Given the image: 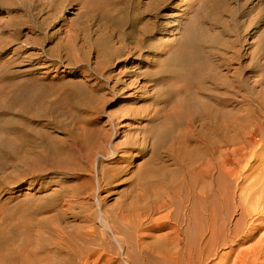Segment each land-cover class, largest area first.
I'll return each instance as SVG.
<instances>
[{"label":"bare ground","instance_id":"obj_1","mask_svg":"<svg viewBox=\"0 0 264 264\" xmlns=\"http://www.w3.org/2000/svg\"><path fill=\"white\" fill-rule=\"evenodd\" d=\"M183 1H83L76 24L93 22L105 31L79 58L90 64V92L108 94L105 86L115 80L110 88L119 94L120 79L108 68L145 57L151 70L124 76H142L153 92L126 104L117 130L112 118L103 121L100 100H80L69 120L67 147L45 144L38 151L41 174L74 182L65 187L59 181L56 195L65 203L1 208L0 264H75L89 253H99V260L100 251L114 244L132 256L130 237L140 254L132 264H264V38L263 52L259 45L242 54L235 25L256 5L229 12L224 8L230 0ZM69 2L0 0V9L13 13L0 32H11L14 41L23 27L40 33L63 21L60 12ZM224 12L232 15V29L222 30L229 42L209 32ZM257 14L240 24L254 25L264 9ZM174 20L177 34L165 40ZM247 28L243 35L252 36L256 27ZM256 71L250 84L247 75ZM13 98L11 109H26L18 93ZM16 116L0 123H12L6 128L13 131L10 140L0 135V168L3 157L16 153L11 140L29 143L21 127L34 116ZM115 194L118 202L106 205ZM52 210L57 217L66 212L79 226H51L35 216Z\"/></svg>","mask_w":264,"mask_h":264},{"label":"rangeland","instance_id":"obj_2","mask_svg":"<svg viewBox=\"0 0 264 264\" xmlns=\"http://www.w3.org/2000/svg\"><path fill=\"white\" fill-rule=\"evenodd\" d=\"M83 1L86 0H70L60 12V19L63 21L45 27L40 33L31 32L28 27H23L17 36L18 39L14 41L11 32H0V123L10 121L17 117L16 115L34 116V120L30 124L24 125L21 122L23 126L21 129L29 135V143L14 139L10 141L14 148L6 147L8 149L6 151L11 149L16 153L12 154L13 156L3 157L5 166L0 168V209L13 207L17 204L33 208L37 205L65 203V201L59 200L56 195L60 187L59 181H62L65 187L74 184V182L60 174L51 172L45 175L41 174L39 167L43 165L44 159L39 156L38 151L45 144L53 145L55 148L67 147L72 133H70L69 120H71V114L77 111V104L82 98L90 97L95 103L100 100L103 121L112 118L116 122L117 130L119 121H122L121 117L126 112V104L134 103L133 100L136 101L137 98L141 100L153 92L152 89L147 91L149 83L142 80V76H124L125 71H138L139 68L141 71L151 70L152 66H146L148 57L135 61L130 60L125 66L115 65V67L108 68V74L120 79L118 84L120 91L117 92L119 94L116 95V92L110 88L115 80L105 86L108 94L99 95L100 93H96L98 95L96 96L90 92L88 83H92V81H88L89 76L86 75L90 64L80 62L79 58L82 55H89L88 42L101 38L105 31L93 22L82 21L76 24V20L83 11ZM183 2L191 5L194 0H184ZM244 3H247L248 7L254 4L256 7L247 13L248 15L235 20L236 27L238 23L240 25L236 29L240 35L238 48L242 49L243 54L253 51L261 45L260 52H263L264 17L259 15L256 23L252 25L256 27L251 31H255L252 36L243 35L242 30L247 27L246 24L241 25L240 23L246 18H254L258 16L257 13L263 12L264 0H230L224 9L232 12V10L241 9V4ZM229 12L220 14L221 17L219 20L217 19L220 26L209 31L212 33L210 35L217 36L220 42H229L232 38L222 31L224 27L232 29V15ZM12 14L0 9V24L8 21ZM172 14H177V12L174 11ZM188 18L189 16L182 21H187ZM172 24L171 34L167 33L164 36L165 40L172 41L174 35L177 34L178 21L174 20ZM252 26L247 29H251ZM255 40L256 42H254ZM36 43H39L40 46L43 45L44 49H33ZM19 46L21 49L14 51ZM90 60H94L92 55H90ZM248 62H250L249 57L243 59L242 63ZM257 73L258 71L247 75L250 84L257 78ZM13 93H18L21 98L27 101L26 109L10 108L14 100ZM139 104L141 102L137 105ZM145 104L148 105L151 102L144 103V106H146ZM10 124H7L6 127L9 128ZM6 127L0 125V135L10 140L13 137V131ZM120 140L121 138H117L112 142ZM123 190L124 186L119 187V192ZM118 200L119 195L115 194L106 201V205L114 206ZM58 213L59 217L55 215L57 213L54 210L35 216L39 218L40 222L48 219L51 226L61 224L63 227L67 225L70 229L79 226L77 223L74 225L69 222L66 212ZM127 242L132 247V256L131 254H129L130 256L123 255L115 248L114 244L112 247L108 246L100 251L103 254L102 259L96 260L99 253H89L83 255L82 260H76L75 264H81L86 258L91 262L95 261L93 262L95 264H132L133 257H138L140 254L133 248L136 246H134L135 241L132 237Z\"/></svg>","mask_w":264,"mask_h":264}]
</instances>
